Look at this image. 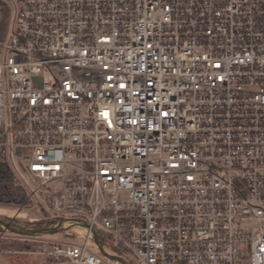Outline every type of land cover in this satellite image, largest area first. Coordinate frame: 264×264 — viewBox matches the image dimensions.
<instances>
[{
	"label": "built area",
	"instance_id": "obj_1",
	"mask_svg": "<svg viewBox=\"0 0 264 264\" xmlns=\"http://www.w3.org/2000/svg\"><path fill=\"white\" fill-rule=\"evenodd\" d=\"M0 159L127 264H264V0H0ZM84 228L48 264H122Z\"/></svg>",
	"mask_w": 264,
	"mask_h": 264
},
{
	"label": "rangeland",
	"instance_id": "obj_2",
	"mask_svg": "<svg viewBox=\"0 0 264 264\" xmlns=\"http://www.w3.org/2000/svg\"><path fill=\"white\" fill-rule=\"evenodd\" d=\"M9 24V25H8ZM11 25V21L8 22ZM0 159V219L19 229L54 227L58 220L51 217L33 192V186L22 176L19 166L10 161L8 172ZM54 233L22 235L0 225V264H48L45 252L53 245L80 244L86 237L83 226L63 223Z\"/></svg>",
	"mask_w": 264,
	"mask_h": 264
},
{
	"label": "water",
	"instance_id": "obj_3",
	"mask_svg": "<svg viewBox=\"0 0 264 264\" xmlns=\"http://www.w3.org/2000/svg\"><path fill=\"white\" fill-rule=\"evenodd\" d=\"M64 222H65V220L61 219L57 225H55L54 227H48V228L19 229V228L12 227L7 222H5L3 219H0V225L5 226L7 229H9L12 232H16V233L22 234V235L54 233V232H57L58 230H60V228H61L60 225L63 224ZM81 226L87 227L88 229L91 230V232L93 233V236H94V240L97 242L99 249L101 250V252L103 254H105L106 256H108L111 259L117 260L118 262H120L122 264H127L120 256L110 255V254L106 253V251L104 250L103 245L101 243V236L91 227V225L88 222H82Z\"/></svg>",
	"mask_w": 264,
	"mask_h": 264
},
{
	"label": "trees",
	"instance_id": "obj_4",
	"mask_svg": "<svg viewBox=\"0 0 264 264\" xmlns=\"http://www.w3.org/2000/svg\"><path fill=\"white\" fill-rule=\"evenodd\" d=\"M1 164L4 166V168H5L8 172H10V170H9L8 165H7L6 162L2 161Z\"/></svg>",
	"mask_w": 264,
	"mask_h": 264
},
{
	"label": "bare ground",
	"instance_id": "obj_5",
	"mask_svg": "<svg viewBox=\"0 0 264 264\" xmlns=\"http://www.w3.org/2000/svg\"><path fill=\"white\" fill-rule=\"evenodd\" d=\"M65 223H68V222H65Z\"/></svg>",
	"mask_w": 264,
	"mask_h": 264
}]
</instances>
